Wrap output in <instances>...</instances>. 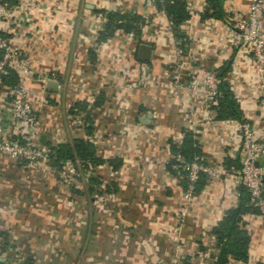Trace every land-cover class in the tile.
<instances>
[{"label": "crops", "instance_id": "crops-1", "mask_svg": "<svg viewBox=\"0 0 264 264\" xmlns=\"http://www.w3.org/2000/svg\"><path fill=\"white\" fill-rule=\"evenodd\" d=\"M183 1L187 18L173 26L160 7L148 8L142 0H27L30 23L16 28L10 41L24 52L23 82L37 116L32 145L38 155L17 163L0 155V241L14 245L13 264L60 258L66 264H178L184 258L211 264L217 253L212 227L236 206V188L227 182L239 168L235 130L215 117L186 129L188 95L167 83L170 69L178 63L183 86L188 73L227 65L223 81L241 119L256 130L264 128V105L249 53L234 47L224 28L245 13L247 0H218L220 19L201 17L209 0ZM108 12L137 17L136 29H114L98 43ZM262 24L264 34V15ZM139 44L150 47L145 62L137 59ZM7 78L14 84L17 73L10 70ZM5 83L0 80V127L9 138ZM186 134L196 141L201 160L217 165L221 174L192 196L178 221L179 245L171 250L168 223L182 209V178L169 162L183 158L170 146L178 147ZM74 139L89 141L103 163L87 171L85 181L61 185L49 148ZM113 160L119 162L116 169ZM103 194L114 202L108 230L99 216L107 209L93 202ZM75 208V218H68L65 212ZM241 220L250 238L247 259L229 264H264V219Z\"/></svg>", "mask_w": 264, "mask_h": 264}, {"label": "built area", "instance_id": "built-area-1", "mask_svg": "<svg viewBox=\"0 0 264 264\" xmlns=\"http://www.w3.org/2000/svg\"><path fill=\"white\" fill-rule=\"evenodd\" d=\"M144 6L151 8L162 4L164 0H142ZM30 4L27 0H18L15 4L8 5L7 0H0V80L9 76V71L17 73V81L8 88L9 120L8 127L11 137H4L0 127V155L17 163L21 161H34L38 155L32 142L37 126L35 109L29 99V91L23 82V76L27 69L24 62V52L18 44L10 40L16 28L28 26L30 23ZM264 15V0H248V6L244 17L232 19L224 28L229 34L232 45L237 49L243 48L249 53V60L253 65L252 77L259 88L261 102L264 105V35L261 29V17ZM103 17V16H102ZM97 18H100L97 15ZM104 21V17L102 18ZM178 78V69L173 70ZM216 69H209L199 73H188V81L185 85L177 83L176 87L183 89L188 95V108L184 127L194 129L199 121L209 122L215 117L214 106L220 93V83ZM193 108V109H192ZM194 111L201 115L196 117ZM264 116V110H263ZM196 118V119H195ZM233 125L235 130L236 147L239 168L232 175L234 188L241 185L249 194L250 202L259 211V217L264 219V128L256 130L248 122L241 119L226 120ZM181 169L185 180V189L181 196L191 200L194 195V186L199 174L205 176V183L211 184L218 178L220 168L210 163H201L199 157L191 161L181 160ZM76 160H66L59 170L62 178L80 176ZM234 197V195H233ZM237 197V192L235 193Z\"/></svg>", "mask_w": 264, "mask_h": 264}, {"label": "trees", "instance_id": "trees-1", "mask_svg": "<svg viewBox=\"0 0 264 264\" xmlns=\"http://www.w3.org/2000/svg\"><path fill=\"white\" fill-rule=\"evenodd\" d=\"M210 4L206 8L201 17H213L220 19V2L218 0H209ZM158 6V4H156ZM166 14L173 26L178 25L187 18L185 12L183 0H164L158 8ZM138 23L137 17H130L126 14H117L115 12L106 13V21L98 33L97 42L104 41L109 37L114 29H122L123 31H130L136 29ZM228 71L227 65L220 67L216 70L217 77L220 80L218 91L220 98L217 99L214 106L215 119L219 120H241L242 116L238 109L235 100L232 98L231 92H229L227 85L223 81L226 72ZM9 78L3 77V83H10ZM13 85V81L11 80ZM5 83V84H6ZM170 151L174 155L181 156L186 162L191 161L194 157H199L201 160L199 148L192 135L186 134L178 147L174 145L170 146ZM48 158L51 159L59 168L66 160H76L79 167L84 172L89 171L92 167L101 165L103 160L95 156L93 145L86 140L74 139L70 143L60 144L58 146L49 148ZM114 162V163H113ZM112 169H116L119 166V162L116 160L109 162ZM170 165L177 166L180 171L182 180V190L185 189V180L183 178V171L181 169V162H175L172 160ZM90 184H98V180L95 178H87ZM205 183V176L199 174L198 181L194 186V194ZM105 192H108V188H103ZM237 200L236 206L226 210L220 219V221L212 227L211 233L214 236L215 248L217 249L216 255L213 257L211 264H229L230 260L245 262L247 259V247L249 243V235L242 226L241 217L244 215H259L257 208L250 202V197L247 191L241 186L236 187ZM178 264H192L188 259H182Z\"/></svg>", "mask_w": 264, "mask_h": 264}, {"label": "rangeland", "instance_id": "rangeland-1", "mask_svg": "<svg viewBox=\"0 0 264 264\" xmlns=\"http://www.w3.org/2000/svg\"><path fill=\"white\" fill-rule=\"evenodd\" d=\"M247 6H248V0H247V5H246V9H247ZM245 12H246V10H245ZM244 15H245V13H243V14H240V15H238V16H236L235 18H233L234 20L235 19H239V18H241V17H244ZM263 17V16H262ZM261 17V18H262ZM261 29H262V34H263V24H262V19H261ZM264 35V34H263ZM132 42L133 43H135V39H133L132 40ZM231 43H232V41H231ZM240 49H242L243 50V48H240ZM174 64V63H173ZM178 66V67H177ZM180 66L178 65V63L177 62H175V65H173L172 67H171V69H170V71H171V73H172V75H170V77H171V79L172 80H169L167 83L168 84H171V85H174L175 84V82H177V83H180L181 84V82H180V80H181V76H182V74H179L177 77L178 78H173V76L175 75H177L173 70L174 69H178ZM119 72H122L123 71V69H121V68H119V69H117ZM204 71H206V70H204ZM201 72H203V71H201ZM200 72V73H201ZM191 74H193V73H191ZM200 74L199 73H197V76H199ZM201 76V75H200ZM176 83V84H177ZM187 83V82H186ZM185 83V84H186ZM184 84V85H185ZM77 168H79V172H80V176H78V177H73L72 179L70 178H65V179H63L61 176V174H59V168L57 169V168H54L53 169V173H54V178L56 179V181L57 182H60L61 183V185L62 184H68L69 182H71V183H75V184H77V181H85L84 179L86 178V172H84L83 170H81L80 169V167H79V164L77 163ZM220 174L221 173H219V175H218V180L220 179ZM105 180V179H104ZM232 177L230 176L229 177V179L227 180V182L228 183H232ZM101 196V197H100ZM100 196H93V202H94V204L95 205H97V204H102V202H103V204H102V206H104V208H106L107 210H105L103 213H101V214H99V216H101L100 218H102V220H103V223H104V228L105 229H107L108 230V228L110 229H112V225L111 224H113V222H114V214L110 211V210H108L109 208H111L112 206H113V204H114V202H113V199H111L112 197L111 196H107V195H105V194H103V195H100ZM180 198H181V202H180V204H182V209L181 210H177L176 212H175V214L173 215V220L171 221V223H168V239L170 240V242H171V246H170V249L172 250V249H177V247H178V245H179V243L177 242V239H176V234H177V232L179 231V228H180V225L178 224V221H180L181 222V224H182V219H183V217L185 216V214H186V210H187V208H188V205L190 204V202L192 201V199L191 200H187V201H185V199L182 197V196H180ZM64 201H66V200H64ZM74 207H76L75 205H74ZM78 213V210H76V208L75 209H72V210H70L68 213H66L65 212V214H66V216L69 218H71V219H74L75 218V214H77ZM176 221H177V223H176ZM57 247V246H56ZM58 249V248H57ZM56 249V250H57ZM14 253V245L12 244V243H7V244H4L2 241H0V264H13V263H16L17 262V260H15V258H14V256H11L12 254ZM67 261L68 260H63L62 258H60V259H58V260H55V262H53L52 260H49V262H50V264H66L67 263ZM39 264H41V261H39Z\"/></svg>", "mask_w": 264, "mask_h": 264}, {"label": "water", "instance_id": "water-1", "mask_svg": "<svg viewBox=\"0 0 264 264\" xmlns=\"http://www.w3.org/2000/svg\"><path fill=\"white\" fill-rule=\"evenodd\" d=\"M137 59L141 62H145L148 60L149 56H150V47L146 44H139L137 46ZM52 82L48 81L46 83L47 88H52Z\"/></svg>", "mask_w": 264, "mask_h": 264}]
</instances>
